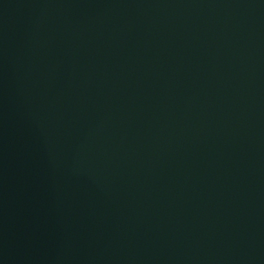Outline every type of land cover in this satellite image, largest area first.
<instances>
[{"label":"water","instance_id":"95a60500","mask_svg":"<svg viewBox=\"0 0 264 264\" xmlns=\"http://www.w3.org/2000/svg\"><path fill=\"white\" fill-rule=\"evenodd\" d=\"M0 264H264V0H0Z\"/></svg>","mask_w":264,"mask_h":264}]
</instances>
